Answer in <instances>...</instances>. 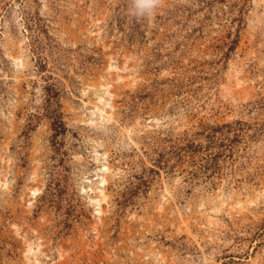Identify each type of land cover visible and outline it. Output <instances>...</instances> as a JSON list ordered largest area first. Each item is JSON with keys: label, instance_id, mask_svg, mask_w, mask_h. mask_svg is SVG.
Instances as JSON below:
<instances>
[{"label": "rangeland", "instance_id": "374dc122", "mask_svg": "<svg viewBox=\"0 0 264 264\" xmlns=\"http://www.w3.org/2000/svg\"><path fill=\"white\" fill-rule=\"evenodd\" d=\"M0 264H264V0H0Z\"/></svg>", "mask_w": 264, "mask_h": 264}, {"label": "clouds", "instance_id": "9594fccd", "mask_svg": "<svg viewBox=\"0 0 264 264\" xmlns=\"http://www.w3.org/2000/svg\"><path fill=\"white\" fill-rule=\"evenodd\" d=\"M161 3L162 0H130V14L137 18H151Z\"/></svg>", "mask_w": 264, "mask_h": 264}, {"label": "trees", "instance_id": "16d2710c", "mask_svg": "<svg viewBox=\"0 0 264 264\" xmlns=\"http://www.w3.org/2000/svg\"><path fill=\"white\" fill-rule=\"evenodd\" d=\"M55 125H58V127L63 126L62 123H61L60 121H57V122L55 123Z\"/></svg>", "mask_w": 264, "mask_h": 264}, {"label": "bare ground", "instance_id": "6f19581e", "mask_svg": "<svg viewBox=\"0 0 264 264\" xmlns=\"http://www.w3.org/2000/svg\"><path fill=\"white\" fill-rule=\"evenodd\" d=\"M107 91V90H106ZM110 94V93H109ZM96 106V105H95ZM97 107H99V106H97ZM100 111H103V108H100ZM104 112V111H103ZM104 182H105V179H104Z\"/></svg>", "mask_w": 264, "mask_h": 264}]
</instances>
